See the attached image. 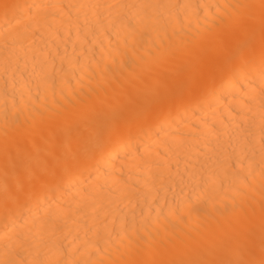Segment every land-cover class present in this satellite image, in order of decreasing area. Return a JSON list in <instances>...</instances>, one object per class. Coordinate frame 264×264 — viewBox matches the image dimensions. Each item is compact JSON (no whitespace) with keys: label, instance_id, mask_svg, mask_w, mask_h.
I'll return each mask as SVG.
<instances>
[{"label":"bare ground","instance_id":"1","mask_svg":"<svg viewBox=\"0 0 264 264\" xmlns=\"http://www.w3.org/2000/svg\"><path fill=\"white\" fill-rule=\"evenodd\" d=\"M0 264H264V0H0Z\"/></svg>","mask_w":264,"mask_h":264}]
</instances>
